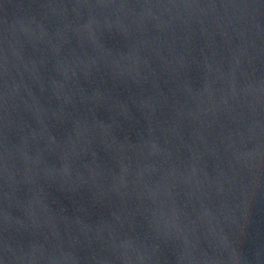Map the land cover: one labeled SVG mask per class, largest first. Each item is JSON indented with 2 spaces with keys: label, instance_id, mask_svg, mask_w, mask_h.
I'll list each match as a JSON object with an SVG mask.
<instances>
[{
  "label": "water",
  "instance_id": "1",
  "mask_svg": "<svg viewBox=\"0 0 264 264\" xmlns=\"http://www.w3.org/2000/svg\"><path fill=\"white\" fill-rule=\"evenodd\" d=\"M78 264H264V114Z\"/></svg>",
  "mask_w": 264,
  "mask_h": 264
}]
</instances>
